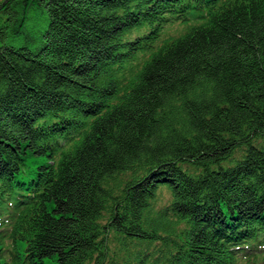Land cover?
<instances>
[{
    "label": "trees",
    "instance_id": "obj_1",
    "mask_svg": "<svg viewBox=\"0 0 264 264\" xmlns=\"http://www.w3.org/2000/svg\"><path fill=\"white\" fill-rule=\"evenodd\" d=\"M248 239L264 0L0 1V264H242Z\"/></svg>",
    "mask_w": 264,
    "mask_h": 264
},
{
    "label": "rangeland",
    "instance_id": "obj_2",
    "mask_svg": "<svg viewBox=\"0 0 264 264\" xmlns=\"http://www.w3.org/2000/svg\"><path fill=\"white\" fill-rule=\"evenodd\" d=\"M0 1H2V0H0ZM36 15H37V18L42 19V16L39 13H36ZM239 156H238V153H236V151H233L229 156H227L225 158V162L231 163L235 158H238ZM45 159H46V156H44V155H34V154L29 155L27 157L28 166H30L32 168L37 167L38 166L37 162L39 163ZM25 179H26V177H25ZM159 201H165V197L160 198Z\"/></svg>",
    "mask_w": 264,
    "mask_h": 264
},
{
    "label": "bare ground",
    "instance_id": "obj_3",
    "mask_svg": "<svg viewBox=\"0 0 264 264\" xmlns=\"http://www.w3.org/2000/svg\"><path fill=\"white\" fill-rule=\"evenodd\" d=\"M139 54V53H138ZM138 56H136V58H137ZM137 63V62H136ZM129 64V63H128ZM131 64V63H130ZM127 65V64H126ZM137 65V64H136ZM139 65V64H138ZM129 66V65H128ZM34 121V120H33ZM38 122V121H37ZM39 124V123H38ZM36 125V124H35Z\"/></svg>",
    "mask_w": 264,
    "mask_h": 264
}]
</instances>
